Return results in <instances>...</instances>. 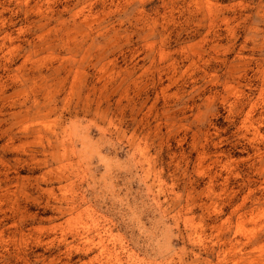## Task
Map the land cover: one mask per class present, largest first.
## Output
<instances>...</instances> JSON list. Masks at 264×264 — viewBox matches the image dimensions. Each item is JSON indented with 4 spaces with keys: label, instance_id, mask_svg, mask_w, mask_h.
Returning a JSON list of instances; mask_svg holds the SVG:
<instances>
[{
    "label": "rangeland",
    "instance_id": "obj_1",
    "mask_svg": "<svg viewBox=\"0 0 264 264\" xmlns=\"http://www.w3.org/2000/svg\"><path fill=\"white\" fill-rule=\"evenodd\" d=\"M0 264H264V0H0Z\"/></svg>",
    "mask_w": 264,
    "mask_h": 264
}]
</instances>
